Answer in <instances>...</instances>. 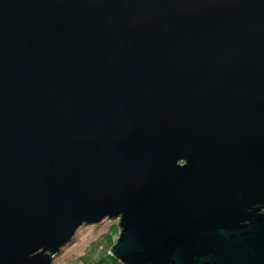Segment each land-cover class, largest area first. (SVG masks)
<instances>
[{"label": "water", "instance_id": "1", "mask_svg": "<svg viewBox=\"0 0 264 264\" xmlns=\"http://www.w3.org/2000/svg\"><path fill=\"white\" fill-rule=\"evenodd\" d=\"M103 219L122 264H264V0H0V264Z\"/></svg>", "mask_w": 264, "mask_h": 264}, {"label": "rangeland", "instance_id": "2", "mask_svg": "<svg viewBox=\"0 0 264 264\" xmlns=\"http://www.w3.org/2000/svg\"><path fill=\"white\" fill-rule=\"evenodd\" d=\"M118 221L116 219H103L96 223H85L80 226L73 237L68 241L60 251L52 258L50 264H88L86 256H93L94 260H98L99 256H103L96 264H122L117 258L108 257L101 251V243L99 246L93 247V243H97L104 234H109L111 226H113V237L118 236ZM115 243V242H114ZM109 253V251H108Z\"/></svg>", "mask_w": 264, "mask_h": 264}, {"label": "trees", "instance_id": "3", "mask_svg": "<svg viewBox=\"0 0 264 264\" xmlns=\"http://www.w3.org/2000/svg\"><path fill=\"white\" fill-rule=\"evenodd\" d=\"M115 233V231H113V226H111V231L109 232V234H104L103 237L97 242V243H93V247L91 248L93 250V248L96 246H99V242L101 243V251L104 252V255H107L108 257H111L110 254L108 253L109 249L111 248V246L114 244L115 242V238L113 237V234ZM87 260H88V264H96L101 257L103 256H99L98 260H94L93 256H86Z\"/></svg>", "mask_w": 264, "mask_h": 264}]
</instances>
